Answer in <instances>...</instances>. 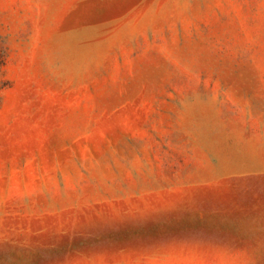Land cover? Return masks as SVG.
<instances>
[{
	"label": "rangeland",
	"instance_id": "rangeland-1",
	"mask_svg": "<svg viewBox=\"0 0 264 264\" xmlns=\"http://www.w3.org/2000/svg\"><path fill=\"white\" fill-rule=\"evenodd\" d=\"M0 264H264V0H0Z\"/></svg>",
	"mask_w": 264,
	"mask_h": 264
}]
</instances>
